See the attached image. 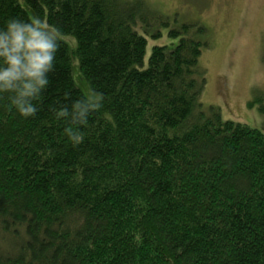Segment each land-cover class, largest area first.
<instances>
[{
  "label": "trees",
  "instance_id": "obj_1",
  "mask_svg": "<svg viewBox=\"0 0 264 264\" xmlns=\"http://www.w3.org/2000/svg\"><path fill=\"white\" fill-rule=\"evenodd\" d=\"M24 2L75 38L103 100L73 145L52 109L84 94L60 40L34 116L0 96V264H264V134L201 109L203 42L153 45L144 65L169 24L146 0ZM10 17L32 19L0 0Z\"/></svg>",
  "mask_w": 264,
  "mask_h": 264
},
{
  "label": "rangeland",
  "instance_id": "obj_2",
  "mask_svg": "<svg viewBox=\"0 0 264 264\" xmlns=\"http://www.w3.org/2000/svg\"><path fill=\"white\" fill-rule=\"evenodd\" d=\"M31 18H39L24 2ZM159 13L169 17L161 34H145L147 43L143 63L147 64L153 45L172 47L180 37L203 42L198 66L204 84L199 95L201 109L217 107L222 119L256 128L264 134V0H146ZM46 23L45 17L39 18ZM184 25L190 26L187 30ZM197 27H203L198 32ZM179 31L170 36L168 30ZM140 33L142 31L138 29ZM71 54L74 84L84 96L93 92L80 72L75 38L58 33Z\"/></svg>",
  "mask_w": 264,
  "mask_h": 264
},
{
  "label": "clouds",
  "instance_id": "obj_3",
  "mask_svg": "<svg viewBox=\"0 0 264 264\" xmlns=\"http://www.w3.org/2000/svg\"><path fill=\"white\" fill-rule=\"evenodd\" d=\"M59 44L58 29L36 17H10L0 26V96H7L19 116L28 118L38 111ZM102 100V94L90 92L52 109L54 119L65 122L64 134L73 145L83 139L81 130Z\"/></svg>",
  "mask_w": 264,
  "mask_h": 264
}]
</instances>
